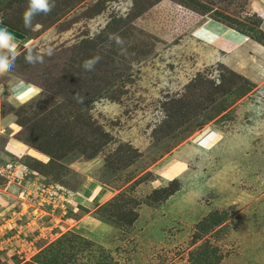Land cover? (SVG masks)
<instances>
[{
    "label": "rangeland",
    "instance_id": "1",
    "mask_svg": "<svg viewBox=\"0 0 264 264\" xmlns=\"http://www.w3.org/2000/svg\"><path fill=\"white\" fill-rule=\"evenodd\" d=\"M253 2L56 0L28 30V0H0L19 53L0 74V264H264ZM209 19L245 35L231 57Z\"/></svg>",
    "mask_w": 264,
    "mask_h": 264
},
{
    "label": "clouds",
    "instance_id": "2",
    "mask_svg": "<svg viewBox=\"0 0 264 264\" xmlns=\"http://www.w3.org/2000/svg\"><path fill=\"white\" fill-rule=\"evenodd\" d=\"M56 7V0H28V6L23 13L24 28L28 30H34L41 27L38 23L34 26L33 20L37 15L50 14ZM0 23H3L2 18H0ZM109 40L115 41L118 46H121V54L126 51L122 46L124 40L118 34H110ZM14 37L7 31L6 28H0V74L5 73L15 67V61L19 55L16 51L17 45L13 42ZM3 50H7L4 52ZM49 56L53 54L52 50L49 49ZM102 59L101 56L96 55L92 58L84 60L82 67L85 71H94L96 64ZM25 62L28 64L35 65L36 63H43V57L39 55H33L32 50L29 49L28 54L25 56ZM77 103L83 104L85 97L76 92L74 95Z\"/></svg>",
    "mask_w": 264,
    "mask_h": 264
},
{
    "label": "crops",
    "instance_id": "3",
    "mask_svg": "<svg viewBox=\"0 0 264 264\" xmlns=\"http://www.w3.org/2000/svg\"><path fill=\"white\" fill-rule=\"evenodd\" d=\"M263 1L264 0H254V2H253L254 7L256 8L257 11L260 12V14L262 16H264V5H262ZM209 20H211V19H209ZM209 20H207L205 22V24L203 25L204 28L209 32L208 33H202V34L207 36L208 40L211 42V45L214 46L217 50L223 52L226 57H231L232 56L231 51L234 48H237L238 46L242 45V44H240V41L243 39H241L239 36H245V35L237 32V31H234L233 29H230V28H228L222 24H219L213 20H211V21L214 24L207 25ZM263 21H264V19H263ZM218 26L219 27L221 26L222 28L228 29V32L226 31L227 35L221 29H217ZM262 29L264 30V22H263ZM219 31H221V32H219ZM231 31H233L234 33H231ZM221 35H224V37L221 38ZM100 194H102V192H100Z\"/></svg>",
    "mask_w": 264,
    "mask_h": 264
}]
</instances>
